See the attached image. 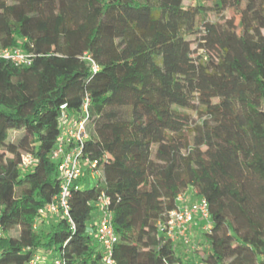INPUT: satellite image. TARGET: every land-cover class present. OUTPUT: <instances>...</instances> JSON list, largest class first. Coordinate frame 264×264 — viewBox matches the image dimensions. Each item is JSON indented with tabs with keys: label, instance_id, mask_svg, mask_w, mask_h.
<instances>
[{
	"label": "trees",
	"instance_id": "1",
	"mask_svg": "<svg viewBox=\"0 0 264 264\" xmlns=\"http://www.w3.org/2000/svg\"><path fill=\"white\" fill-rule=\"evenodd\" d=\"M227 8L235 14L218 22L198 1L0 0V52L34 54L29 65L0 54V264L40 251L99 264L102 192L113 264H191L158 226L188 191L208 201L204 264H264V0H215L218 14ZM86 96L84 153L104 179L73 187L74 227L60 215L35 228L60 191L62 114L80 116Z\"/></svg>",
	"mask_w": 264,
	"mask_h": 264
},
{
	"label": "built area",
	"instance_id": "2",
	"mask_svg": "<svg viewBox=\"0 0 264 264\" xmlns=\"http://www.w3.org/2000/svg\"><path fill=\"white\" fill-rule=\"evenodd\" d=\"M1 56L11 60L16 65H29L34 57L33 53L25 52L16 48H5L0 52ZM90 58V57H89ZM97 69V66H94ZM66 106L63 105L64 109ZM89 97L86 96L80 116H72L64 112L62 114V129L58 137L57 145L52 152V158L58 165V172L61 180L60 191L53 200L38 211V216L47 220L51 217L63 215L75 226L70 215V198L72 189L80 184L83 177L102 182L103 172L99 167L98 160H92L84 153L85 141L89 138L86 122L89 118ZM35 162L30 155H24L23 164L25 167ZM187 193L180 194L177 200L181 203L165 217L159 220L160 232L174 243L190 244L191 229L193 224L201 222V231H210V212L208 201L205 197L191 199L186 203ZM111 197L102 192L95 201L97 216L95 218L94 236L96 237L101 250V260L99 264H113L114 246L118 241V236L114 229L113 212L111 209ZM3 235L0 223V237ZM30 264H66L65 260L59 256L48 257L42 251L38 252L31 259Z\"/></svg>",
	"mask_w": 264,
	"mask_h": 264
},
{
	"label": "rangeland",
	"instance_id": "3",
	"mask_svg": "<svg viewBox=\"0 0 264 264\" xmlns=\"http://www.w3.org/2000/svg\"><path fill=\"white\" fill-rule=\"evenodd\" d=\"M200 2L202 4H204L207 7L208 10V14L210 19L212 20H216L218 22H222L225 18L232 16L233 14H235V10L233 8H227L225 9L221 14L217 13V10L214 9L215 6V0H186V4H190L192 2ZM224 16V17H223ZM192 43V47L193 49H197V42H196V37L192 36L190 37ZM195 55H198V53H195ZM187 113L189 114V119L191 122H194L196 120L199 119L198 117V113L194 110V109H188ZM163 164L159 161H156L153 171L157 170L159 167H161ZM92 178V177H91ZM90 180V185L97 183L98 180ZM189 196L187 195V200L186 203L190 202L189 200ZM43 218L41 217H37L35 222H34V227L38 228L40 225H42L43 221L41 220ZM49 219V218H48ZM47 222H49L47 220ZM201 232L200 233H195L192 237H191V242L190 244H184L179 242L178 245L181 248L182 251H184V253L188 254V256H190L192 258L191 264H204L201 260L204 252L203 249V245L201 244Z\"/></svg>",
	"mask_w": 264,
	"mask_h": 264
},
{
	"label": "crops",
	"instance_id": "4",
	"mask_svg": "<svg viewBox=\"0 0 264 264\" xmlns=\"http://www.w3.org/2000/svg\"><path fill=\"white\" fill-rule=\"evenodd\" d=\"M187 194L190 196L191 199H194L193 193H191L190 191H188ZM94 222H95V219H94ZM200 226H201V222L200 221H199L198 224H193L192 229H191V232H190L191 236H193L195 233H200L201 232Z\"/></svg>",
	"mask_w": 264,
	"mask_h": 264
}]
</instances>
